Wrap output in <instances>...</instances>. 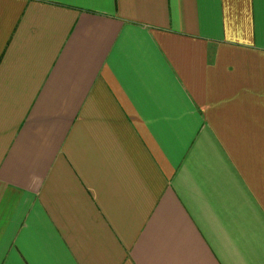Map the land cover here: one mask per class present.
Instances as JSON below:
<instances>
[{
	"label": "crops",
	"instance_id": "crops-1",
	"mask_svg": "<svg viewBox=\"0 0 264 264\" xmlns=\"http://www.w3.org/2000/svg\"><path fill=\"white\" fill-rule=\"evenodd\" d=\"M0 264H264V0H0Z\"/></svg>",
	"mask_w": 264,
	"mask_h": 264
}]
</instances>
